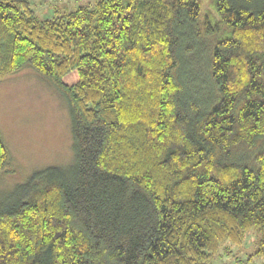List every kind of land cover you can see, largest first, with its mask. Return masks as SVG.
Masks as SVG:
<instances>
[{
	"label": "trees",
	"instance_id": "obj_1",
	"mask_svg": "<svg viewBox=\"0 0 264 264\" xmlns=\"http://www.w3.org/2000/svg\"><path fill=\"white\" fill-rule=\"evenodd\" d=\"M210 3L0 0V79L62 93L73 149L0 199V264H212L250 229L264 255V0Z\"/></svg>",
	"mask_w": 264,
	"mask_h": 264
},
{
	"label": "rangeland",
	"instance_id": "obj_2",
	"mask_svg": "<svg viewBox=\"0 0 264 264\" xmlns=\"http://www.w3.org/2000/svg\"><path fill=\"white\" fill-rule=\"evenodd\" d=\"M97 0H30L40 18H52L62 11ZM202 12L217 17L210 0H200ZM195 63L191 76H199ZM77 79L72 71L64 77L71 84ZM0 137L9 153V169L0 173V199L15 198L12 187L33 171L46 166L72 163V134L68 102L47 79L25 66L0 79ZM248 230L240 244L223 243L212 264H264V255L255 256L260 233Z\"/></svg>",
	"mask_w": 264,
	"mask_h": 264
}]
</instances>
